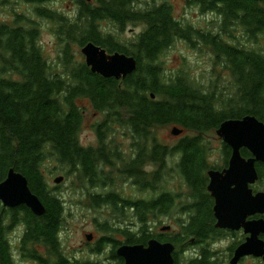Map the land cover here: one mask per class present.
I'll return each instance as SVG.
<instances>
[{
  "label": "trees",
  "instance_id": "trees-1",
  "mask_svg": "<svg viewBox=\"0 0 264 264\" xmlns=\"http://www.w3.org/2000/svg\"><path fill=\"white\" fill-rule=\"evenodd\" d=\"M31 1L37 4L39 16L57 23L63 65L58 69L63 74L45 57L35 22H0V181L10 168L23 173L46 208L39 216L25 205L15 209L1 207L0 264H16L7 240L6 220L12 224L10 229L23 227L20 252L24 258L40 264H69L60 236L66 207L62 196L50 187L46 160L57 164L65 175L76 176L81 182L79 190L88 193V207L108 206L113 223L124 215L125 205L126 210L130 208L123 204L124 198L117 191L115 169L132 172L142 192L146 187L153 191L168 187L174 173H178L192 196L203 203L198 207L200 216L194 228L206 235L209 219L205 217L210 215V207L204 206L208 201L205 174L211 167L207 163L206 134L217 130L228 118L252 114L264 121V51L240 41L264 38L260 37L264 36V0H184L202 12L220 14L218 33L201 31L176 18L169 0L145 9H139L135 0H76L77 9L71 17L50 7V2L56 0ZM25 18L18 15L17 22ZM131 23L142 25L132 41H122L107 28L114 24L122 31ZM239 31L243 34L236 35ZM176 39L198 42L212 50L231 77L227 91L217 86L219 79L202 88L184 69L166 74L159 57ZM88 41L109 51L134 55L137 69L124 79L92 72L71 49L74 43L81 48ZM80 98H89L94 109L106 116L96 126L98 147L80 143L85 112L77 103ZM170 124H178L184 130L183 138L173 147L161 142L157 134L158 128ZM116 125L127 130L133 139L132 151L136 155L128 163L118 145L108 142L105 136ZM178 153L181 157L177 161L174 157ZM230 154L227 145V163ZM242 154L251 156L246 148ZM257 170L259 180L253 185L256 190L264 183V163L257 162ZM100 186L108 188L102 193L91 191ZM175 197L168 192L150 202L136 198L130 203L137 204L133 205L135 213L144 218L148 211L169 212ZM111 223L105 220L102 230L117 231ZM134 236L138 237L137 233ZM37 246L44 247L45 259Z\"/></svg>",
  "mask_w": 264,
  "mask_h": 264
},
{
  "label": "rangeland",
  "instance_id": "rangeland-1",
  "mask_svg": "<svg viewBox=\"0 0 264 264\" xmlns=\"http://www.w3.org/2000/svg\"><path fill=\"white\" fill-rule=\"evenodd\" d=\"M161 2L162 0H135V4L139 7V9H145L153 4H159ZM169 2L172 5L175 17L183 21L185 24H192L196 29L201 31L209 32L213 30L212 32H219V26L222 21V16L220 14L202 12L199 7L190 6L184 0H169ZM36 7L37 4L31 0H0V22L12 25H23L35 22V24L39 27V38L45 57L51 64H54L56 71L60 72L58 68L61 66L63 67V65L60 61L61 43L58 42L59 34L57 31V23L51 19L39 16L36 12ZM50 7L52 9H56L59 13H66V15H70L71 17L75 8L77 9V3L76 0H56L54 2H50ZM18 15H22L26 18L23 19V21L17 22ZM107 28H111L113 30L112 32L116 33V36H118L122 41L127 42L130 40L132 41L137 37L138 33L142 30V25L133 23L127 24L122 31L118 27L114 26V24H109ZM242 34V31L236 32V35ZM231 40L237 41L233 39ZM240 41H242V43L247 47H254L261 52L264 51V38H261L260 40L256 39V42H248L244 39ZM71 49L75 51L77 56L84 59L79 45L74 43L72 44ZM159 60L162 63L163 69L167 75H171L180 69H184L193 80L200 84L202 88H208L211 83L217 79H219L217 86L222 91H227V87L229 88L230 86L231 77L228 71L222 68L221 64L216 61L212 50L207 46H203L201 43H193L184 39H176L175 42L160 55ZM62 74L63 73H61V75ZM77 103L85 109L83 124L79 134L80 143L84 146L98 147L99 137L96 132V126L104 121L106 116L102 112L94 109L89 98H80L77 100ZM174 126L181 128L178 124H170L168 126L158 128L157 131L159 140L169 147L176 145L183 136H175L172 134L171 131ZM185 134L186 132L184 135ZM128 135L129 133L127 130L119 125H116L115 128H111L105 136L108 142L114 141L118 145L120 151L129 153L132 151L131 146L133 139ZM221 139L222 138L217 135L216 130L209 132L205 136V140L209 142L208 153L211 156L212 162H218L217 164L222 161L220 157ZM177 158L178 156L175 155L174 159L177 160ZM217 164L215 163V165ZM45 167H47L45 174L50 187L54 190V192L62 196L66 207L64 227L60 236L64 253L70 259L69 264H76V261H84L85 259L88 260L90 252L88 250L89 246L87 245L89 240L86 236L87 234H92L94 237L99 238L105 234H109L102 230L101 225L105 220H110L112 221L111 224H114V216L111 217L109 215L112 211L108 208V206H102L95 209L88 207L86 205V203H89L86 198L88 193H82L81 190H79L81 182H79L75 175H65L63 170L58 169L57 164H49L48 160L45 161ZM59 175H63L64 180L61 183H56L54 179ZM115 178L119 186L117 191H120L122 195L131 196L133 193L135 196L142 195L137 191L139 186L138 188L133 186L130 181L128 184L125 183L126 181L120 182L117 174ZM179 180L180 178L178 173H174V177L171 178L168 186L173 189L174 185ZM181 183L183 182L179 181V184ZM181 187L182 185L179 186V189L177 190L179 191ZM258 188V190L264 189V183L259 184ZM105 190L106 188H103L102 186L96 188L93 187L91 189L92 192L96 191L101 193ZM126 211L130 215L133 213L130 208ZM131 225H133L132 227L134 230H136L139 226L138 223ZM15 239L16 238H14V240H8V242L16 264H37L32 262L30 259V262H28L18 255V241ZM38 248L40 249L39 253H41L45 259L46 251L44 247L39 246ZM250 264H255V262H251Z\"/></svg>",
  "mask_w": 264,
  "mask_h": 264
},
{
  "label": "water",
  "instance_id": "water-1",
  "mask_svg": "<svg viewBox=\"0 0 264 264\" xmlns=\"http://www.w3.org/2000/svg\"><path fill=\"white\" fill-rule=\"evenodd\" d=\"M81 52L91 71L107 78L124 79L137 69L138 60L134 55L109 52L93 41L83 44ZM151 95L155 97L153 93ZM171 132L178 136L183 129L174 126ZM216 132L232 149L227 168L222 171L210 169L208 172V190L216 200L217 225L227 226L231 230L244 228L245 232L250 233L236 251L233 263H237L244 255H264V241L259 238V234L264 233V218L247 220L251 215H264V190L255 191L252 186L259 179L257 162L264 163V122L246 115L223 121ZM243 148L248 149L251 156L245 157ZM63 180V175L54 179L56 183ZM0 202L10 208L25 205L39 216L46 211L39 196L30 189L26 176L14 169L0 182ZM86 237L91 240L93 235L87 234ZM172 250L171 244H162L153 239L148 247L143 244L123 245L118 253L125 257V264H170Z\"/></svg>",
  "mask_w": 264,
  "mask_h": 264
},
{
  "label": "flooded vegetation",
  "instance_id": "flooded-vegetation-1",
  "mask_svg": "<svg viewBox=\"0 0 264 264\" xmlns=\"http://www.w3.org/2000/svg\"><path fill=\"white\" fill-rule=\"evenodd\" d=\"M182 138L183 136L180 139ZM220 143L221 163L217 164L218 162H212L210 154H207V163L211 167L207 169L205 174V194L207 195L208 201H206L204 206L208 204L210 207V215L205 217V219H209V225H207L208 232L206 235L198 232L194 228V223L198 221L197 219H199L200 216L198 207L203 203H201V200H197L192 196L191 189L184 184L185 179L178 174L180 178L179 181L183 183L179 184L178 181L173 189L170 188V186L166 187V185L160 186L155 191L151 190L150 187H146L145 192L137 190L142 194L140 196H135L134 193L131 196L122 195L125 201L123 204H127L130 207L133 212L132 215L127 213V206L125 205L124 215L114 221V228L117 229V231L109 232V234H105L99 238L93 235V238L87 243L90 252L89 259L76 261V264H125V257L118 253L121 246L143 244L145 247H148L149 242L153 239L162 244H171L173 246L171 252L172 263L170 264H250L251 262H255V264H264V255L256 256L253 254L244 255L237 263H233L237 249L241 244L246 242L250 233L245 232L244 228L231 230L228 229L227 226L220 227L217 225L218 218L215 214L216 200L208 190L210 182L208 172L210 169L222 171L227 168V144L222 139ZM131 148L133 150L132 146ZM122 153L125 155L127 163L136 155L133 151L129 153L122 151ZM176 155L178 158L181 157L180 153ZM215 163L217 165H215ZM143 169L148 171L146 166H144ZM124 170H126V168H124ZM116 172L120 182L126 181L125 183L128 184L130 181L133 186L138 188L132 172L126 170V173H121L117 171V169ZM148 184L147 181V185ZM181 185L182 187L178 191L177 189H179ZM108 186H106V188H108ZM168 192H172L176 195L173 203L174 206L169 212L164 210L152 214L151 211H148L145 213L144 218H142L135 213L133 205L137 204L130 203L136 202V198L150 202L152 198L157 199ZM186 194L187 198L185 196ZM1 207L4 209H15L21 206L10 208L5 207L3 203L0 202V209ZM164 207L165 203L162 205V209H164ZM261 218H264V215L256 214L248 216L247 220H259ZM122 219L124 220L122 221ZM134 223L139 224L136 230H134L132 227L133 225H131ZM6 225L7 240H14V238H16L15 240L18 241V255L30 262L29 259L24 258L20 252V244L24 236L23 227L16 226L10 229L12 224L10 222L8 223L7 220L5 221V226ZM126 231L129 232V234H126ZM136 233L138 237L134 236ZM259 238L264 241L263 232L259 234ZM32 262L39 264V262L34 259H32ZM68 262H70L69 258Z\"/></svg>",
  "mask_w": 264,
  "mask_h": 264
},
{
  "label": "bare ground",
  "instance_id": "bare-ground-1",
  "mask_svg": "<svg viewBox=\"0 0 264 264\" xmlns=\"http://www.w3.org/2000/svg\"><path fill=\"white\" fill-rule=\"evenodd\" d=\"M244 116H246V115H244ZM243 116V117H244ZM248 116H255V115H252V114H248ZM256 117V116H255ZM240 118H242V117H240ZM260 122L262 121V120H260L258 117H256ZM228 119H238V118H228ZM228 119H226V120H228ZM225 121V120H224ZM262 122H264V121H262ZM11 169H13V168H10L9 170H8V173H9V171L11 170ZM15 170V169H14ZM16 171V170H15ZM19 172V171H18ZM8 173H7V176H8ZM7 176H6V178H7ZM5 178V179H6ZM5 179H3V180H5ZM2 180V181H3ZM1 182V181H0Z\"/></svg>",
  "mask_w": 264,
  "mask_h": 264
}]
</instances>
